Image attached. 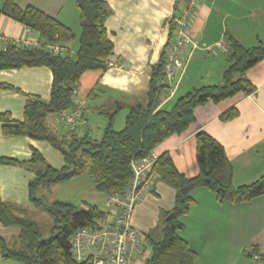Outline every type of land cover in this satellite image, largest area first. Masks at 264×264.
<instances>
[{
	"label": "crops",
	"instance_id": "obj_1",
	"mask_svg": "<svg viewBox=\"0 0 264 264\" xmlns=\"http://www.w3.org/2000/svg\"><path fill=\"white\" fill-rule=\"evenodd\" d=\"M12 1L21 8L32 6L69 27L75 39L65 44L64 50L76 52L78 9L72 0ZM101 1L108 10L105 29L113 52L104 71H86L81 75L75 93V99L82 103L84 126L90 137L102 135L108 123L98 113V107L122 106L111 123L114 130H119L129 108L145 100L151 68L159 63L168 42L169 23L187 0ZM188 34L190 41L180 54L183 67L171 85L172 94L161 102L162 107H170L194 88L221 83L225 52L218 50L214 55L207 47L225 43L227 35L245 48L264 43V0H199ZM2 39L11 43H39L36 32L0 13V45ZM246 76L254 88L251 94H238L195 107L194 120L187 130L164 139L154 148V153L168 154L179 173L193 178L198 174L195 135L203 132L223 148L233 170L234 186L258 180L264 174V60L249 69ZM0 84L17 89H0V112H9L13 119L21 120L27 96L48 98L51 73L45 67L1 70ZM231 110L235 116L222 120ZM50 122L54 125L56 120ZM32 149L41 155L43 149L49 150L50 159L42 155L45 160L55 168L63 165V160L54 156L45 142L4 137L0 132V157L27 161ZM31 177L32 173L24 167L0 165V199L29 207L27 182ZM174 195V189L157 178L153 190L135 206L131 226L144 235V243L133 264H144L150 256L145 235L159 238L161 213L173 207ZM192 197L193 205L181 217L183 228L179 236L196 253L194 264H255L245 251L264 257V195L249 202L219 203L208 189L197 188ZM15 234L14 230L0 225L4 240ZM0 264L20 263L0 259Z\"/></svg>",
	"mask_w": 264,
	"mask_h": 264
},
{
	"label": "trees",
	"instance_id": "obj_2",
	"mask_svg": "<svg viewBox=\"0 0 264 264\" xmlns=\"http://www.w3.org/2000/svg\"><path fill=\"white\" fill-rule=\"evenodd\" d=\"M78 9L77 49L74 54L64 50L65 44L75 39L74 32L57 19L32 7H19L12 0H0V13L38 34V47H20L12 43L0 48V71L21 68L45 67L51 73L49 96L46 100L36 95L26 97L22 119L15 120L9 112H0V132L4 137H27L45 142L62 157L63 165L55 168L35 149L27 161L0 157V165L24 167L32 173L27 182L29 207L3 202L0 199V225L15 228L17 232L6 241L0 236V259L20 264H89L76 261L70 253V238L82 228H95L106 218V212L94 205L78 208L69 202L48 201L40 190L73 177L88 178L98 192L120 193L132 176L131 162L154 152V148L172 134L183 133L192 124L193 110L206 103H218L238 94L254 91L247 79V71L264 60V43L245 48L229 35L225 38V68L219 84L194 88L179 97L170 107L161 102L168 92L164 80V51L159 63L151 68L145 100L129 108L124 126L112 128V121L122 108L120 104L100 106L97 111L107 118V126L99 139H92L73 131H55L50 120L73 105L76 88L86 71H104L112 55L113 44L105 29L108 10L101 0H72ZM169 37L173 20L169 23ZM168 43V42H167ZM166 43V44H167ZM57 45L63 55L53 56L45 49ZM66 49V48H65ZM0 89L16 91L0 84ZM225 113L222 120L235 116ZM195 161L198 174L187 178L179 173L168 154L158 155L153 171L158 179L174 189L173 207L161 213V230L158 239L145 235L150 256L144 264H194L196 253L179 236L183 228L181 217L194 203L192 192L206 188L219 203L249 202L264 195V174L248 185L234 186L233 170L223 148L209 135H195ZM39 209L50 219V225H41L28 217V210ZM48 231L44 237V231ZM253 261L254 252H244ZM258 256V255H257ZM259 257V256H258ZM255 264H264L259 257Z\"/></svg>",
	"mask_w": 264,
	"mask_h": 264
},
{
	"label": "built area",
	"instance_id": "obj_3",
	"mask_svg": "<svg viewBox=\"0 0 264 264\" xmlns=\"http://www.w3.org/2000/svg\"><path fill=\"white\" fill-rule=\"evenodd\" d=\"M198 1L187 0L185 7L172 19V35L164 48L163 74L169 86L166 97L172 94L171 85L178 70L183 67L180 54L185 44L190 41L188 30ZM8 43L11 42L2 39L0 48L4 49ZM12 44L20 47L39 46L38 43L32 45L28 41H16ZM45 49L53 56L64 54V50L57 45H47ZM207 50L215 55L218 50L224 52L226 49L223 42H218L207 47ZM54 129H66L80 136L85 134L82 103L78 99H74L70 109L56 117ZM157 159L158 155L150 152L147 156L131 162L132 176L123 191L106 196V218L99 221L95 228H82L72 234L69 244L74 260H88L89 264H133L135 255L141 252L144 235L131 226V218L135 206L153 190L158 178L153 171ZM252 258L253 261L259 259L257 255Z\"/></svg>",
	"mask_w": 264,
	"mask_h": 264
},
{
	"label": "rangeland",
	"instance_id": "obj_4",
	"mask_svg": "<svg viewBox=\"0 0 264 264\" xmlns=\"http://www.w3.org/2000/svg\"><path fill=\"white\" fill-rule=\"evenodd\" d=\"M51 119L56 120V117L52 116ZM98 134H92L91 137L98 139L101 136V134ZM45 144L49 146L47 143ZM49 148L54 156L62 160L59 152L50 146ZM45 150L46 149H43L41 153L48 160L50 159V151ZM39 194L43 195L46 199H48V201L58 200L69 202L78 208H85L87 205H94L103 211L107 210L105 206L106 194L96 191L93 183L84 176L73 177L72 179L50 186L48 190L43 189L38 191V195ZM28 213V217L37 221L43 229L49 227L50 219L43 211L36 208H29ZM9 229L14 230V233L17 232V229L15 228ZM44 232V237H47L48 231L45 230Z\"/></svg>",
	"mask_w": 264,
	"mask_h": 264
}]
</instances>
